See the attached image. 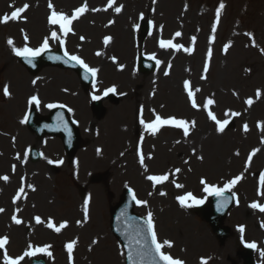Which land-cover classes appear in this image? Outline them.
Here are the masks:
<instances>
[{
    "label": "rangeland",
    "instance_id": "1",
    "mask_svg": "<svg viewBox=\"0 0 264 264\" xmlns=\"http://www.w3.org/2000/svg\"><path fill=\"white\" fill-rule=\"evenodd\" d=\"M37 1L41 0H0V19L10 14L14 10L13 6L18 8L24 4L29 5L17 22L10 20L6 24L0 23V87L6 83L12 91L8 97L4 96L3 88L0 89V177L9 178L7 181L0 179V208L4 209L0 212V236L8 238V246L0 251V264H4L5 252L11 259L24 257L19 264H28L24 246L28 244L35 247L46 243L43 235L49 220L81 223L82 230L78 231L82 232V237L77 234L79 239L74 243V264H120L114 246L110 240H104L105 236L113 240L108 231V205L114 201L116 191L119 193L118 190L124 184H129L147 202L145 206L148 209L151 181L145 183L146 177L165 169L175 178V183L170 193L169 210L161 214L160 209L154 205L158 217L156 229L162 241L171 238L175 242L176 238L181 245H185L187 238L194 242L204 234L199 233V228L194 227L195 225H201L205 229L211 243L215 240L210 235L209 228L192 215L191 226L184 231L188 213H185V207L177 204L179 197L185 196V193L202 196L201 189L204 185L201 180L220 187L236 176H242L236 185L240 186L239 192L244 204L249 203L248 197L251 194L257 197L253 203L264 204V187L257 186V176L264 173V0H222L224 8L220 10L219 23L216 19L219 7L213 8L218 0H115L111 10L108 7L109 0H42L39 5ZM49 3L56 12L70 14L74 9L87 5V10L75 23V38H87V49L77 53L82 54L101 72L103 86H112L122 94V102L116 105L104 102L105 115L99 121L90 115L85 105L82 113L73 105L76 117L82 121V136L90 140L85 148L87 151L81 154V158L87 155V159L79 161L76 167V181L69 176V167L66 165L64 170L56 173L49 168L48 164L58 161L55 155L60 152V143L55 141L51 146L41 145L43 161L30 166L28 171L34 177V183L19 199L29 212L17 216L13 214L15 203L10 194L21 166L24 170L25 145L33 143L32 137L22 134V131L27 132L22 129L21 124L25 96L32 91L28 90L23 96L24 83L28 87L30 81V76L25 71H21L23 79L21 76L15 78L10 75L8 69L11 66L22 69L15 61L13 47H34L42 44L45 38L49 39L44 19L53 10L49 9ZM117 7L121 8L120 12L116 11ZM142 19L155 25L144 40L142 50L160 61L157 71L145 77L137 76L130 66L137 52L136 26ZM52 29L57 34L61 32L59 28ZM177 32L181 33L179 37L175 35ZM105 37H111V41L116 40L108 52L104 51ZM9 39L13 41L12 46L7 43ZM73 40V37H69L67 43L72 45ZM161 40H170L179 45L180 49L162 48ZM225 45L229 46L227 52L224 51ZM98 48L101 49L97 50ZM95 51L101 53L99 57ZM70 52L75 53L72 49ZM104 59L108 64H104ZM122 64L124 72H119L118 67ZM205 64L208 65L207 72L204 71ZM46 70L49 72L41 76L45 77L43 83L49 82V85L44 87L39 82L36 86L38 91L42 90L43 98L50 102L67 97L61 93L60 88L68 89L71 96L74 89L68 78L72 75H65L56 69ZM165 72L168 74L165 75ZM55 75L65 76L67 79L59 82L54 79ZM185 82L189 83L190 90L194 93L197 108L192 107L188 98L189 89L184 87ZM257 91L260 92L259 97L256 95ZM71 98L77 103L81 101L78 97ZM208 99H212L214 103L205 108ZM249 99L253 101L251 106L246 103ZM141 109L145 113L144 117L140 115ZM111 110L116 112L109 116ZM209 111L216 119L229 121L226 132L217 131V125L208 117ZM231 113L238 115L233 116ZM156 115L162 119L186 121L189 135L185 136L182 129L170 125L158 137L142 134L143 125L140 120L143 119L146 123ZM192 122H195L194 126ZM88 124L97 127V138L91 139L83 133ZM245 125L247 131L244 130ZM4 133L15 137L8 139L10 144L2 140ZM119 134L122 137L117 138ZM158 147L168 155L167 159L158 161ZM253 152L255 155H252ZM141 155L144 157L143 166L140 163ZM177 169L180 171L177 172ZM188 171L192 174H187ZM94 174L108 175L109 186L103 187L98 180L96 185L87 189L90 199L82 201L77 185L87 183ZM185 175L190 178L183 183L181 176L183 179ZM178 184L182 187H177ZM8 189L11 191L4 196ZM231 191L237 194L233 188ZM106 192L110 199L105 196ZM42 204L46 207L45 210L41 209ZM78 206L81 211H77ZM168 211L169 215L163 216ZM238 211L244 212L242 208L232 211L225 221L226 226L231 228L238 225L244 229L238 233L241 242L252 243L255 239L262 238L264 226L261 229L262 235L254 229V220L251 219L250 224L244 222ZM32 214H38L36 217H40L42 221L36 225L34 236L25 242L13 243L10 221L6 222V218L16 216L23 222L29 220ZM174 220H181L183 223L181 231H175V238L169 235L172 231L166 228V223L174 225ZM164 227L166 230H163ZM76 230L71 226L61 235L60 242L70 243L69 239L75 235L73 231ZM230 238L221 245L214 242L211 246L214 254L210 264L241 263V259L235 255L236 250L233 251L235 242H231ZM263 240L264 237L260 239L261 242ZM177 245L174 246L176 249L184 248ZM104 248H107L112 258L101 257ZM199 253L197 251L196 255ZM185 255L191 258L193 252L186 251ZM44 257L47 264H50L52 256ZM259 259V263L264 264V255H259Z\"/></svg>",
    "mask_w": 264,
    "mask_h": 264
},
{
    "label": "snow or ice",
    "instance_id": "2",
    "mask_svg": "<svg viewBox=\"0 0 264 264\" xmlns=\"http://www.w3.org/2000/svg\"><path fill=\"white\" fill-rule=\"evenodd\" d=\"M115 0H109L108 2V7L111 8L114 4ZM14 10L8 14L3 16L2 19H0V23H8L10 20L11 21H17L19 19L22 18V14L24 12L27 11V9L29 8L28 4H24L22 7H18L16 8L15 6ZM49 9H53V5L51 3H49L48 5ZM224 8V4L221 3L219 6V9H217L216 12V19H217V23H219V18H220V10H222ZM87 10V5H84L80 8H77L75 10V12L73 13V15L71 17L63 14V13H58L56 12L54 9L51 11V15L48 17V22L51 25H58L60 31L64 34L67 35L70 31H72L71 29V24L72 21L77 19L80 15H82L85 11ZM117 12L121 11L120 7L116 8ZM215 27L213 28V32H215ZM177 37H179L181 35V33L177 32L175 34ZM51 38L53 40L57 39V33L55 31H53L51 33ZM81 39H83V37H81ZM195 39V38H193ZM25 40H27V36H25ZM111 41V37H105L104 38V44L107 45L109 42ZM7 43L12 46L13 45V41L11 39H9L7 41ZM160 46L162 48H174L176 50L180 49L179 45L173 44L170 40L169 41H164L161 40L160 41ZM228 45H225L224 51L227 52L228 50ZM49 49V40L48 38H45L43 43L41 44L40 47H37L35 49L31 48V47H23V48H16L13 47L12 51L13 53L18 56L21 57L23 59H25V61L29 64L32 63V60L35 59L36 57L40 56L43 52L47 51ZM187 51H191V49H187ZM64 55L67 57L68 61L74 62L76 65H78L80 68H82L84 70V72L86 74H91V76L93 78H95L98 69L90 67L87 63H85V61L77 56V55H69L67 53V51H65ZM96 55H100L99 52L96 53ZM209 57L211 56V52H209ZM154 57H150V59H152ZM157 64L160 63L159 60L156 61ZM208 70V65L205 64L204 66V71L207 72ZM168 73L165 72V75H167ZM35 83V82H34ZM185 89H189L188 90V98L189 100L192 102V107L193 108H197L198 105L194 99V93L190 90V85L188 82H185L184 84ZM116 89L115 88H109L104 92V95L107 96L109 93H115ZM199 91V90H197ZM3 94L4 96H9L10 93L8 91L7 86H5L3 88ZM257 97L260 96V92L257 91L256 93ZM93 100H97L100 99V97L98 96H93L92 97ZM28 103L30 105H37L39 106V99L36 96H32ZM214 103V101L212 99H208L207 103L204 105L205 108H207L209 105H212ZM246 103L251 106L253 101L251 99L247 100ZM49 109H53V108H63L64 105L60 104H48L46 105ZM69 111H71V109H69ZM143 113V109H141V114ZM231 115L235 116L238 115V113H231ZM208 117L213 120L215 122V124L217 125V131L219 132H224L225 128L227 127V125L229 124V121L227 119L220 121L218 119H216L215 115H213V113L211 111L208 112ZM58 120H60L61 122L63 121V117H58ZM27 118H25L23 122H26ZM140 123L150 132H152L153 134H155L157 131H159V129L162 126L165 125H170L173 126L175 128H179L183 130V133L185 136L189 135V125L186 121L184 120H178L175 118H170V119H162L160 116H156L155 120L151 123H145V121L143 119L140 120ZM195 125V122H192V126ZM244 130L247 131V125L244 126ZM99 152V150H98ZM252 155H255V152H253ZM19 158V157H18ZM200 159L202 160L203 157H200ZM249 162L251 161V156H249ZM49 163H52V161H49ZM59 163H63V161H60ZM140 163L143 166L144 164V157L143 155L140 156ZM13 168H15V166H13ZM177 172H179L180 170L177 169ZM242 176H236L234 179L230 180L228 183H226L223 187H217V186H213L208 184L206 181L201 180V183L204 185V192L208 195V196H214V197H218V198H222L224 196L225 192H230L232 190L233 187L236 186V184L242 179ZM0 179H3L4 181H7L9 178L8 176H3L0 177ZM148 180L152 181L154 185L156 184H161L165 181H167L169 179V177L167 175H149L147 177ZM261 184L264 185V175L261 176ZM177 187H182V185H176ZM35 190V189H33ZM24 192V188H20L15 199H14V203L16 200H19L21 197V194ZM160 195H165V193L161 192ZM133 199L136 200L135 195L133 194ZM136 203L138 205H146V201H140V200H136ZM179 203L181 204L182 207H193V206H198L204 203L203 199H197L196 197H194L191 193H188L185 196H180L179 197ZM228 203L227 200H221L220 203L218 204V208H223L226 204ZM250 207H252L253 209H259V211L264 212V206L258 204V203H253L250 205ZM4 209L0 208V212H3ZM85 218H87V208H85ZM12 220L15 224L19 225L22 223L21 220L17 219L16 216L12 217ZM36 223L39 224L41 223V218L40 217H36L35 218ZM79 223V222H78ZM147 228L148 231L150 233L151 236V248H147V247H143L141 251H139L138 255L142 258L141 259V264H143V258L144 257H151L152 256V252L154 251L155 253V257H153L151 260H149V264H156V258H158V260L161 262V264H184V261L179 260V259H175L173 258L171 255L166 254L163 249L165 248V246L167 247H172L171 242L169 241H164V242H158V238H157V234L156 231L154 229V224H153V220H152V213L149 212L148 213V219H147ZM47 226L49 228H52L54 231H56L57 233H59L63 228H66L67 222L61 223L59 225V227L54 226L53 222L51 220L48 221ZM240 231L243 232L244 229L240 228ZM8 243V238L7 237H3L0 238V249H4L6 244ZM74 243L75 242H70L67 244V250L69 253V260L71 261L72 259V251H73V247H74ZM139 243V241H138ZM246 247L248 248H255L256 245L254 243H248L246 244ZM30 250L24 253V256H30V257H34L37 254H46V255H51L50 252H48L47 247L44 248H32L31 245L29 246ZM24 257H20L19 259H11L7 253H4V264H19V261L21 259H23ZM128 259L131 261L132 260V255L131 253H129V257ZM201 264H207L206 260H202Z\"/></svg>",
    "mask_w": 264,
    "mask_h": 264
},
{
    "label": "bare ground",
    "instance_id": "3",
    "mask_svg": "<svg viewBox=\"0 0 264 264\" xmlns=\"http://www.w3.org/2000/svg\"><path fill=\"white\" fill-rule=\"evenodd\" d=\"M124 37L126 38V36H124ZM14 77L16 78L17 76H14ZM82 95H84V94H82ZM84 97H85V95H84ZM113 111H114V110H111L110 112L112 113ZM226 131H227V130H225V132H226ZM238 214H241L242 219L244 220V222L250 224V221H251V214H250L247 210L244 211L243 213H242L241 211H240V212L238 211ZM198 228H199V233H203V228H202V227H198ZM231 233L233 234V232H231ZM22 234H23V230H22L21 228H14V229H13L14 242H15L16 240H18V237L21 238V237H22ZM45 236H46V238H48V239L51 241V243H53L56 247H59V245H58V243H57V238H56V237L50 235V234L47 233V232H45ZM230 241H231V242L234 241V237H233V236L231 237ZM236 244H237V242H236ZM191 247H192V248H191ZM196 247H200V248H201L200 250L203 249L204 251L206 250V248L211 247V246H210V243L208 242V239H207L206 234H203V236H201V237L197 240L196 244H194V245L189 244L188 248H191L189 252H191L192 249H195ZM237 248L239 249L238 244H237ZM56 252L58 253V251H56ZM110 252H111V248H110ZM101 257H102V258H111V255L108 253L107 248H104V249L102 250Z\"/></svg>",
    "mask_w": 264,
    "mask_h": 264
}]
</instances>
